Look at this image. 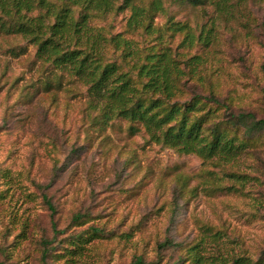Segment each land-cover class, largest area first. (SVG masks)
Instances as JSON below:
<instances>
[{
	"label": "rangeland",
	"instance_id": "rangeland-1",
	"mask_svg": "<svg viewBox=\"0 0 264 264\" xmlns=\"http://www.w3.org/2000/svg\"><path fill=\"white\" fill-rule=\"evenodd\" d=\"M250 7L257 20L248 27L213 20L215 42L207 56L218 69L209 78L234 109L242 106L261 118L264 2ZM187 16L194 25L195 17L190 12ZM210 24L208 20L205 32ZM95 36L89 27L77 31L80 43ZM17 45H22L20 38L0 36L1 263L132 264L142 256L145 264H171L198 244L192 252L199 264H264V142L218 164L179 153L143 129L129 134L120 118L99 129L86 104L89 93L98 106L109 101L111 79L88 93L90 69L76 75L71 62L63 65L69 72L60 70L56 102L43 93L23 100L22 85L36 78L40 60L33 62L28 42L17 55L3 51ZM207 88L205 83L196 90ZM179 187L183 199L173 211ZM76 214L88 217L76 224ZM207 225L219 233L212 235ZM79 235L88 239L77 242ZM44 238L60 256L43 262ZM165 238L181 246L161 248L157 244Z\"/></svg>",
	"mask_w": 264,
	"mask_h": 264
},
{
	"label": "trees",
	"instance_id": "trees-1",
	"mask_svg": "<svg viewBox=\"0 0 264 264\" xmlns=\"http://www.w3.org/2000/svg\"><path fill=\"white\" fill-rule=\"evenodd\" d=\"M263 2L0 0V36L22 40V45L7 46L3 51L17 55L26 51L28 42L33 45V62L40 60L34 70L36 78L22 85L23 100L43 93L51 102H56V91L61 89L60 70L69 72L63 67L64 63L71 62L76 75L88 67L92 73L88 93L108 79L112 83L110 100L104 105L98 106L89 93L86 110L93 125L101 129L114 118H120L127 122L129 134L143 129L153 140L179 153H194L204 161L215 160L219 164L230 161L235 152L248 153L264 142V117L257 118L254 112L242 106L234 109L226 98L218 96L215 82L209 78L218 69V66L212 67L207 56L215 42L210 29L215 18L237 21L248 27L257 20L251 4ZM31 10L41 14L30 16ZM189 12L195 17L194 25L191 16H187ZM196 12H201L202 17ZM203 14L208 15L207 20ZM208 20L211 24L205 32ZM80 27L94 29L96 36L80 43L77 38ZM67 29L71 37L66 38ZM262 69L264 73V66ZM78 79L85 83L82 77ZM205 83L206 91L196 90ZM75 151L76 148L72 150ZM181 191L179 187L175 192L171 203L173 211L183 199ZM42 197L52 209L46 195ZM87 217L88 214H76L72 222L83 223ZM205 229L213 231L212 235L220 231L208 225ZM86 239L88 236L82 235L75 238L83 242ZM157 245L173 250L181 246L169 238ZM197 245L179 254L171 264H199V257L192 252ZM75 249L69 248L71 252ZM60 255L55 246L42 239L40 257L43 262ZM132 264L145 262L138 256Z\"/></svg>",
	"mask_w": 264,
	"mask_h": 264
}]
</instances>
